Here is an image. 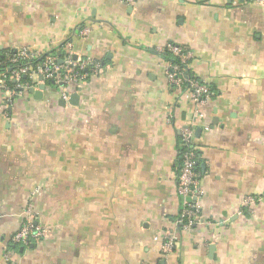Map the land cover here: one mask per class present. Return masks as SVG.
<instances>
[{"label": "crops", "instance_id": "obj_1", "mask_svg": "<svg viewBox=\"0 0 264 264\" xmlns=\"http://www.w3.org/2000/svg\"><path fill=\"white\" fill-rule=\"evenodd\" d=\"M68 39L102 64L68 102L51 84L9 106L0 94V264H264V0H0V51ZM168 44L212 89L198 121L170 86ZM191 126L204 197L187 232L177 142ZM30 202L48 237L12 245Z\"/></svg>", "mask_w": 264, "mask_h": 264}, {"label": "built area", "instance_id": "obj_2", "mask_svg": "<svg viewBox=\"0 0 264 264\" xmlns=\"http://www.w3.org/2000/svg\"><path fill=\"white\" fill-rule=\"evenodd\" d=\"M137 0H125L132 6ZM263 1V0H262ZM82 37L90 34L86 26L80 31ZM179 63L167 62V77L170 86L189 96L197 106L196 121L202 117L199 108L213 95L208 83L201 81L192 71L193 52L177 44H168L166 48ZM40 53L31 48L22 47L6 50L0 53V94L6 106L13 100L28 93L36 92L42 84H51L57 90L61 99L68 102L71 92L76 91L84 83L96 77L102 71V64L89 58H81L75 53L74 43L65 40L59 50ZM42 78V80H40ZM195 121V122H196ZM178 136L182 140L184 150L181 154V165L177 176V193L181 202L180 225L189 232L202 219V199L204 191L200 186L199 150L195 145V130L193 126L179 129ZM256 198L248 196L243 204L241 214H252ZM25 222L12 236L10 242L15 246H29L39 243L48 237L47 228L36 221L33 202L25 210ZM164 253L173 252L177 238L174 233L165 235ZM6 258L10 255L4 254Z\"/></svg>", "mask_w": 264, "mask_h": 264}, {"label": "trees", "instance_id": "obj_3", "mask_svg": "<svg viewBox=\"0 0 264 264\" xmlns=\"http://www.w3.org/2000/svg\"><path fill=\"white\" fill-rule=\"evenodd\" d=\"M4 51H0V53H2ZM161 57H163L167 62H171V63H179L178 58H176L171 52H169L167 49H165L163 52H159L157 51ZM184 146L182 145V140L181 138H179L178 136V142H177V151H178V164H179V168L181 165V154L184 150Z\"/></svg>", "mask_w": 264, "mask_h": 264}, {"label": "water", "instance_id": "obj_4", "mask_svg": "<svg viewBox=\"0 0 264 264\" xmlns=\"http://www.w3.org/2000/svg\"><path fill=\"white\" fill-rule=\"evenodd\" d=\"M40 79L42 80V78H40ZM43 90H45V86L44 85L41 86V89L39 91H36V92L31 91V92L34 93V95H35L36 98L41 99L42 98V95H43V92H42ZM77 97L78 96L75 95L73 98L76 99ZM72 103H74V102L72 101Z\"/></svg>", "mask_w": 264, "mask_h": 264}]
</instances>
